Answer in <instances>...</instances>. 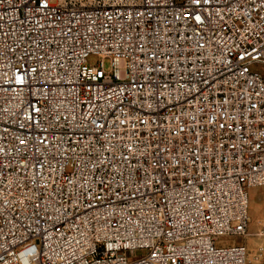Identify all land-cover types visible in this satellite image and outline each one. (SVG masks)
Returning a JSON list of instances; mask_svg holds the SVG:
<instances>
[{"label": "built area", "instance_id": "1", "mask_svg": "<svg viewBox=\"0 0 264 264\" xmlns=\"http://www.w3.org/2000/svg\"><path fill=\"white\" fill-rule=\"evenodd\" d=\"M263 70L264 0H0V264H261Z\"/></svg>", "mask_w": 264, "mask_h": 264}, {"label": "rangeland", "instance_id": "2", "mask_svg": "<svg viewBox=\"0 0 264 264\" xmlns=\"http://www.w3.org/2000/svg\"><path fill=\"white\" fill-rule=\"evenodd\" d=\"M264 76V70L261 71ZM249 197V232L255 233L260 229L261 224L264 221V186L253 188L248 193ZM255 236H248V237H236V238H219L216 241L217 247H229L236 244H244L248 251L250 245L252 244V240H254ZM248 264H255L248 263Z\"/></svg>", "mask_w": 264, "mask_h": 264}, {"label": "crops", "instance_id": "3", "mask_svg": "<svg viewBox=\"0 0 264 264\" xmlns=\"http://www.w3.org/2000/svg\"><path fill=\"white\" fill-rule=\"evenodd\" d=\"M249 247H250L249 249H251V251H249V260H250V259H252L253 255L256 253V251L259 247H262L264 250V239H261L259 237H254V240H252V244ZM261 264H264V253L262 255V263Z\"/></svg>", "mask_w": 264, "mask_h": 264}]
</instances>
